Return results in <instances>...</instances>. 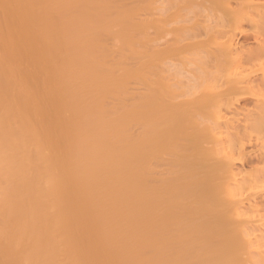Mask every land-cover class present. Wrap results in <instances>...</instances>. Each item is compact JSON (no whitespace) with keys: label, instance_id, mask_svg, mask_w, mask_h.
Here are the masks:
<instances>
[{"label":"bare ground","instance_id":"obj_1","mask_svg":"<svg viewBox=\"0 0 264 264\" xmlns=\"http://www.w3.org/2000/svg\"><path fill=\"white\" fill-rule=\"evenodd\" d=\"M0 264H264V0H0Z\"/></svg>","mask_w":264,"mask_h":264},{"label":"rangeland","instance_id":"obj_2","mask_svg":"<svg viewBox=\"0 0 264 264\" xmlns=\"http://www.w3.org/2000/svg\"><path fill=\"white\" fill-rule=\"evenodd\" d=\"M165 32H163V34H164ZM161 34H162V32H161ZM162 34V35H163ZM165 36H167L166 34H165ZM244 38H246V36L245 37H243L242 39L244 40V45L245 46H251V45H253L254 46V44L253 43H251V40H247V41H245V39ZM250 41V42H249ZM246 42V43H245ZM249 165H247L246 167H245V169L247 170H249L250 169V166L248 167Z\"/></svg>","mask_w":264,"mask_h":264}]
</instances>
